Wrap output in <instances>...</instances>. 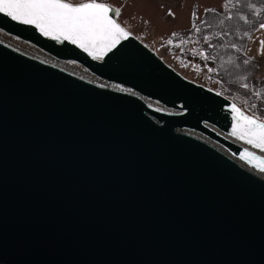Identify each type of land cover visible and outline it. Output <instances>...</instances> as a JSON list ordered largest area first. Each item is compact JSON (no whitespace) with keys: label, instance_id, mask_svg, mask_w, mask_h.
<instances>
[{"label":"water","instance_id":"water-1","mask_svg":"<svg viewBox=\"0 0 264 264\" xmlns=\"http://www.w3.org/2000/svg\"><path fill=\"white\" fill-rule=\"evenodd\" d=\"M0 30L100 80L0 40V264H264L239 104L132 33L96 60L6 13Z\"/></svg>","mask_w":264,"mask_h":264},{"label":"snow or ice","instance_id":"snow-or-ice-1","mask_svg":"<svg viewBox=\"0 0 264 264\" xmlns=\"http://www.w3.org/2000/svg\"><path fill=\"white\" fill-rule=\"evenodd\" d=\"M241 0H223L219 9L205 8L204 13H218L214 19H218L214 31V23L208 19H202L197 13L193 12L192 16L196 19L192 23V29L199 36L198 40L193 41L191 35L185 39L175 40L177 33H172L166 43L176 46L183 52H190L194 56L201 57L204 61H215L217 56L211 55L206 49H222L234 50L241 53V47L236 42L224 43L229 36H235L237 40L247 38L254 40L258 47L255 49L256 56L251 55V49L247 53H242L243 59L233 61L229 56L226 64L230 67L225 68L221 64L220 69L208 67V72H216L218 74L226 73L232 75L241 69V66L251 67L257 62V56L264 58V39L258 38L248 31L239 34L236 25L229 22L233 21L234 15L239 16V20L245 24L249 23V16L233 12L240 4ZM230 5L229 11L224 14L225 6ZM249 9H254V15H261V8L255 4H249ZM0 13H6L13 20L20 21L23 24L34 25L44 36H50L54 40L70 41L73 45H78L87 52L93 59L101 60L107 52L111 51L122 40L127 39L131 32L122 27L115 17L121 15V9L114 7L108 3L98 2V0H83L80 3H71L69 0H0ZM169 15H174L171 11ZM219 16H223L219 19ZM198 21V23H197ZM253 31L261 33L264 36V22L259 23L258 27L253 25ZM203 42L204 49L198 50L196 47L185 49L182 45L188 43ZM215 41V42H213ZM163 46V45H162ZM179 59L180 57H176ZM186 67L188 65H185ZM193 67H197L193 65ZM249 77L240 75L238 80L232 82L238 85L240 89L248 90L249 94L254 96L257 103H249L248 109L251 115L235 103L230 104L232 114V128L230 135L246 142L248 145L256 149L264 151V91L256 90V83H250ZM218 83H228L225 76H221ZM264 85V82H261ZM103 87V85H102ZM123 91H131V89H123ZM220 94V93H218ZM159 111V109H157ZM240 159L252 164L257 161L255 167L264 172V156H257L254 152L247 148L240 153Z\"/></svg>","mask_w":264,"mask_h":264},{"label":"rangeland","instance_id":"rangeland-1","mask_svg":"<svg viewBox=\"0 0 264 264\" xmlns=\"http://www.w3.org/2000/svg\"><path fill=\"white\" fill-rule=\"evenodd\" d=\"M99 1L111 4L114 7H119L121 9V15L117 17L119 22L132 34L137 36L144 44L151 47L167 64L177 72H180L185 78L193 80L201 85L203 84L208 88L217 91L220 90V83L217 82L218 79L211 77L212 72L207 71V68L210 67L208 66L210 65L208 64L209 61H204L201 57L194 56L187 51L182 53L175 42L173 45L169 46L166 41L172 38V33L178 34V36L174 38V41L187 38L191 35L189 31L192 29L193 21L196 19L192 16V13H197L202 19L208 18V14L206 15L204 13V9H219L223 0H98V2ZM245 1L251 2L254 0H244L243 3L237 6V9H240V14L251 16V12L254 11V9H249L248 5L250 2L247 4ZM69 2L80 3L83 2V0H69ZM169 11L174 15H169ZM260 17L262 18V22H264V12ZM238 21L239 24L235 21L232 24L236 25L239 34L249 29L250 26L247 27L243 21L239 20V16ZM249 22L251 23L250 20ZM258 25L255 26L258 27ZM254 34L255 32L253 35ZM1 39L27 52L34 53L37 51L35 45L33 46L29 42L21 41L13 35L10 36L0 30V40ZM192 39L195 41L193 37ZM249 41L250 40L247 41V46L250 43ZM247 46L245 48V53ZM182 47L185 49L196 47L198 50H201V47L197 45V43H188L182 45ZM229 56L232 57L233 61L237 59L236 54ZM229 56L223 58L221 62V64H224L225 68L230 67V65L225 63ZM176 57L180 58L177 59ZM75 63L78 65L80 64L77 62ZM257 63L260 64V67L254 75L257 80L263 81L264 65L258 60ZM185 65L188 66L186 67ZM193 65L197 67H193ZM249 71L250 69L248 68L246 70L242 68L230 75V77L232 76V80L229 79L233 82L238 80L241 74H246V72ZM236 98L237 101H234L245 109L247 113L252 114L248 109V104L253 103V100L238 95H236Z\"/></svg>","mask_w":264,"mask_h":264},{"label":"trees","instance_id":"trees-1","mask_svg":"<svg viewBox=\"0 0 264 264\" xmlns=\"http://www.w3.org/2000/svg\"><path fill=\"white\" fill-rule=\"evenodd\" d=\"M243 2H244V0H241L240 3H243ZM245 2L248 4L250 1L249 2L245 1ZM250 4H255V5H257L258 8H261L262 9L261 14L264 12V0H254V1H251ZM230 7H231L230 5L226 6L223 9V13L226 14L229 11ZM237 11L239 12L240 9H237V8L233 9L234 13L237 12ZM254 11L251 12V16L248 15L249 16V20L251 21V23L249 22L248 24H245L247 27L250 26L247 31L249 33H251V34L254 33L253 25H258L260 22H262V18L260 16L257 17L256 15H254ZM217 15H218V13H212V14H208V18H204V19H208V20L213 21V23H214V31L219 30V29L215 28V24L218 23V19H214V17H216ZM222 18H223V16H219V19H222ZM234 21L239 24L238 16L234 15L233 21H231L229 23L232 24ZM189 32L191 34V37L194 38V40H198L199 39V36L193 32V29H191ZM242 33L240 32V35H242ZM248 40L249 39H247V38H244L243 40H237L235 36H229V37H227L224 40V43H230V42L238 43L240 45V47H241V53H237L234 50H230V49H226V48L222 49V48H219V47H217L216 49H206L211 55L218 57V59L215 60V61H209L208 64H210V65H208V66L220 69L221 62H222L223 58H225V57H227L229 55H232V54H236V56H237V59L235 61H237L238 59H243L244 57H243L242 53H245V48L247 46V43H248L247 41ZM213 42H215V41H213ZM197 45H199L201 47V49L204 48V44H203L202 41L200 43H197ZM259 67H260V64H258L256 62L251 67H247L248 69H250L249 72H246V74H241V75L249 77V81L248 82H250V83L255 82L256 83V90L264 91V85H262V83H261V82H264V80L263 81H259V80H257V78L254 75L255 72H257ZM242 68L245 69V66L242 65L241 69ZM222 75L226 77L228 83H220V85H219V89L220 90L219 91L221 93H223L224 95H227L229 98H232L235 101H237L236 95H238V96H242V97H246V98H251L253 100V103H257L255 97L250 95L248 90L240 89L237 84L232 83L230 81L232 76L230 77V75H227L226 73H223V70H221L220 74H218L216 72H212L211 77L216 78L219 81V80H221V76Z\"/></svg>","mask_w":264,"mask_h":264},{"label":"bare ground","instance_id":"bare-ground-1","mask_svg":"<svg viewBox=\"0 0 264 264\" xmlns=\"http://www.w3.org/2000/svg\"><path fill=\"white\" fill-rule=\"evenodd\" d=\"M18 49H20V48H18ZM21 51L22 52L23 51L27 52L26 50H22V49H21ZM27 53H29L33 57H37V58L45 61V62L46 61L50 62V63H52V64H54L56 66L58 65V66L62 67L63 69L67 70V71H71V72H74V73H76L78 75H82V76L88 78L89 80L92 79L93 81L100 82V80H96V77L93 74H90V72H88L87 69L82 64L81 65L83 67L80 64L79 65L76 64L74 61H63V60H60V59H54L49 54L42 52L38 48H37V51H35L34 53H32V52H27ZM114 84H115L114 87L120 89L121 91H123V89H130V88L126 87V86L124 87V86L118 85L116 83H114ZM123 92H128L132 97H134L135 99L137 98V99L141 100L142 102H144L147 105L150 104V105L156 106V107L158 105L156 102L150 100L149 98H145L144 96H142L138 92H134L132 89H131V91H123ZM228 110H230V107H228ZM256 152L259 153L260 155L261 154L264 155V151L257 150ZM252 170L257 175H259L261 173L259 171H255L253 168H252Z\"/></svg>","mask_w":264,"mask_h":264},{"label":"crops","instance_id":"crops-1","mask_svg":"<svg viewBox=\"0 0 264 264\" xmlns=\"http://www.w3.org/2000/svg\"><path fill=\"white\" fill-rule=\"evenodd\" d=\"M254 35H255L256 37H258V38H262V39H264V36H262L261 33H259V32H255ZM249 42H250V43H249V45L247 46L246 53L251 49L252 51H251L250 54L253 55V56H256V51H255V49L258 47V45L256 44V42H255L254 40H250ZM257 60L260 61V62L264 65V58H260L259 56H257Z\"/></svg>","mask_w":264,"mask_h":264}]
</instances>
